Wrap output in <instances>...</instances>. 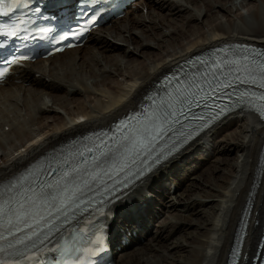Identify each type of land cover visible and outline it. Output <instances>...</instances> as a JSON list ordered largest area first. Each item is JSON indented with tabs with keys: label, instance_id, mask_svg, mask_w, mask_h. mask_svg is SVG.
<instances>
[{
	"label": "bare ground",
	"instance_id": "bare-ground-1",
	"mask_svg": "<svg viewBox=\"0 0 264 264\" xmlns=\"http://www.w3.org/2000/svg\"><path fill=\"white\" fill-rule=\"evenodd\" d=\"M136 4L82 48L28 63L0 86V180L42 153L137 112L159 79L187 59L214 58L215 49L235 42L264 48V0ZM206 137L210 145L187 148L115 205L128 212L130 198L147 186L156 193L154 205L164 200L158 215L155 207L145 212L148 219L170 215L145 245L132 238L115 264H227L247 206L243 255L249 259L240 264H250L264 223V122L234 113ZM137 218L127 223L146 221Z\"/></svg>",
	"mask_w": 264,
	"mask_h": 264
},
{
	"label": "snow or ice",
	"instance_id": "snow-or-ice-1",
	"mask_svg": "<svg viewBox=\"0 0 264 264\" xmlns=\"http://www.w3.org/2000/svg\"><path fill=\"white\" fill-rule=\"evenodd\" d=\"M224 63L237 64L232 60ZM238 71L247 73L249 77L258 71L261 75L260 86L264 87V63L257 64L255 69L249 65H239ZM196 87L197 92H204L202 87ZM197 92L180 89L175 97H170L151 111L145 108L119 120L112 135L107 132L95 133V141L88 137L87 143L74 142L59 152L53 149L51 155L42 153L43 160L36 157L22 166L19 175L13 174L6 180H0V264H20L21 258L34 259L39 264L37 253L44 247H55L60 242L63 230L73 222L78 210L83 213L82 205L89 209L99 206L95 196L90 193L102 197L99 204H110L116 198L111 194L116 193L118 188L122 190L121 194L123 190H128L130 180L137 184L145 183L157 170L154 165L168 162L178 145L192 135L172 126L181 124L180 116L188 118L183 108L176 105L191 110V104L196 101L189 97H195ZM261 115L264 116V111ZM192 119L203 118L193 116ZM173 131L178 135L167 152L163 148L157 151L161 141L166 144V137ZM32 164L35 166L31 167ZM110 181L111 188L108 186ZM105 194H110L107 199L104 198ZM261 259L264 260V255Z\"/></svg>",
	"mask_w": 264,
	"mask_h": 264
},
{
	"label": "rangeland",
	"instance_id": "rangeland-1",
	"mask_svg": "<svg viewBox=\"0 0 264 264\" xmlns=\"http://www.w3.org/2000/svg\"><path fill=\"white\" fill-rule=\"evenodd\" d=\"M148 13V12H147ZM146 13V14H147ZM149 30H152V27L151 28H149ZM236 149L238 148L237 146L235 147ZM239 156V155H238ZM231 158H237V154L235 153V154H233L232 155V157ZM206 171V170H205ZM206 173V172H205ZM152 195H155L156 196V194H153L152 193ZM171 195L173 196V193H171ZM193 199H196L197 198V195H195V193L194 194H192V196H191ZM196 197V198H195ZM162 201H164V200H162ZM162 201H161V203H162ZM161 203H159V205L157 204V206H156V208L157 209H159V208H162V204ZM161 204V205H160ZM164 208V207H163ZM173 213H175L174 211H173ZM173 213H171V214H173ZM166 218H170V215L169 214H161V217L159 218V219H157L156 220V222H155V224L152 226V232H157V230H158V228H159V226H160V224H161V222L164 220V219H166ZM171 220H173V219H171ZM160 223V224H159ZM161 225H163V224H161ZM147 243V241H144L141 245H145ZM130 249V248H129Z\"/></svg>",
	"mask_w": 264,
	"mask_h": 264
},
{
	"label": "water",
	"instance_id": "water-1",
	"mask_svg": "<svg viewBox=\"0 0 264 264\" xmlns=\"http://www.w3.org/2000/svg\"><path fill=\"white\" fill-rule=\"evenodd\" d=\"M176 158H177V156L172 157L171 159L168 160V162L162 164V167H164V166L167 165L168 163L172 162V161H173L174 159H176Z\"/></svg>",
	"mask_w": 264,
	"mask_h": 264
}]
</instances>
